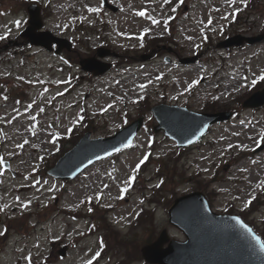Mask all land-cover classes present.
Wrapping results in <instances>:
<instances>
[{
  "label": "rangeland",
  "instance_id": "obj_1",
  "mask_svg": "<svg viewBox=\"0 0 264 264\" xmlns=\"http://www.w3.org/2000/svg\"><path fill=\"white\" fill-rule=\"evenodd\" d=\"M35 1L48 6L44 11V28L68 38L79 34L82 41L78 48L90 52L106 39L118 52L125 48L131 52L126 62L104 75L93 76L80 69L74 56L68 60L66 54L56 55L42 47H33L26 55L0 50V89L5 84L8 89L23 91L27 106L40 87L32 83L34 80L36 83L43 80L44 86H53L45 98L53 102V96L62 87L52 85L51 80L80 79V85L73 93L61 98V103L53 105L36 131L27 123L17 121L13 115L16 102L0 94V218L8 224L20 222L23 227L18 233L19 229L9 230L5 240L0 241V247L4 249L0 250V264H33L48 256V264H86L93 258L100 235L95 232L75 241L74 238L88 226V221L75 219L62 210L91 213V199L109 212V221L118 229L109 224L108 233L119 239L127 233L134 211L144 204L140 196L154 195L152 203L146 202L153 209L140 216L137 225L133 226L132 222L129 228L128 239L135 242L127 243L128 239H124L126 248L110 249L97 263L142 264L140 252L137 254L134 250L148 240L153 241L162 229L167 230L170 238L184 239L183 233L168 222V204L172 196L191 192L212 177L215 168H218L219 179L205 187L212 209L243 214L244 220L264 236V205L257 207L252 202L251 209L246 206L264 182V150L252 152L264 142L260 139L264 133V106L257 110L243 109L230 120L214 125L201 140L178 156L174 142L157 133L154 137L157 143L152 146L155 149L153 155L166 157L162 159L161 173L165 180L161 189L134 188L123 197L119 188L126 180L129 182L136 165L152 144L146 126L137 135L132 148L113 158L94 162L72 180L61 181L47 175L44 169L59 156L60 144L54 139L65 138L79 119L81 110L93 119L92 136L103 137L123 126L126 117H135L141 108L137 101L141 96L152 105L187 103L195 110H200L205 100L215 101L217 106L236 107V100L264 72V40L231 50L219 48L216 44L228 33L252 35L264 30V0H255L251 10H248L250 0H181V6L187 7L178 16L174 40L183 56L198 55V60L189 65H179L176 57L168 52L147 61L132 58L142 52L137 38L143 31L147 29L155 35H166L161 24L153 23V20L158 22L168 16V12L161 8L163 0H112L122 8L112 14H94L89 10L101 7V0ZM140 11L145 15H138ZM235 12L238 21L227 27ZM26 16L25 6L20 10L0 11V36L4 37L0 39V48L8 39L16 38L25 25ZM97 17L108 24L105 31L97 26ZM67 20H81L83 24L96 27L78 33L67 24ZM16 21H21L19 26ZM205 34L210 37L211 44H202ZM24 47L29 46L25 44ZM166 55L172 60L166 61ZM20 59L24 64H20ZM220 64L222 67L218 68ZM88 89L92 92L87 91L78 104L71 105ZM33 112L29 111L27 116ZM144 116L145 120L149 119L148 114ZM70 146L65 144L66 148ZM243 153L245 157L233 163L232 159ZM145 170L143 184L154 175L153 167ZM3 229L4 225L0 224V233ZM64 243L70 246L67 256L61 259L58 248Z\"/></svg>",
  "mask_w": 264,
  "mask_h": 264
},
{
  "label": "water",
  "instance_id": "obj_2",
  "mask_svg": "<svg viewBox=\"0 0 264 264\" xmlns=\"http://www.w3.org/2000/svg\"><path fill=\"white\" fill-rule=\"evenodd\" d=\"M28 10L30 25L22 33L26 36L33 34L34 30L42 25L39 9L31 6ZM43 36L47 37L48 43L58 42L59 39L53 37L49 31H42L35 40L32 37L30 40L37 44L43 43L49 48L48 44L41 40ZM247 39L252 42L260 37ZM240 42L239 37H233L225 44H240ZM66 46L68 47L69 44ZM98 52L101 55L107 53L102 49ZM81 63L84 69H91V66L96 64L93 58L81 60ZM96 69H101L97 70V73L104 72L107 66L101 68L98 65ZM263 103L264 90L254 93L244 105L257 106ZM153 111L159 123L168 121L169 128L177 134L176 137L181 145L197 139L206 130L208 124L227 119L231 115V112L178 113L173 108L166 109L164 105L155 106ZM166 111L172 112L175 117L180 114V125L170 124L173 115H165ZM87 136L88 134L81 138L49 172L62 178H71L84 166L99 158L100 155L96 151L102 152L101 150L105 148H96L93 143L97 140H89ZM123 143L117 140L110 141L107 142V147L112 145L119 147ZM172 209L170 222L181 228L188 239L184 243L171 240L168 247L162 248L161 245L167 240V235L163 231L155 242L142 247V254L148 261L160 264H264V252L259 250L255 241L241 228L237 221L239 217L212 213L207 199L200 193L196 192L178 199ZM65 249L66 247L61 249V254H64Z\"/></svg>",
  "mask_w": 264,
  "mask_h": 264
},
{
  "label": "snow or ice",
  "instance_id": "obj_3",
  "mask_svg": "<svg viewBox=\"0 0 264 264\" xmlns=\"http://www.w3.org/2000/svg\"><path fill=\"white\" fill-rule=\"evenodd\" d=\"M165 2H167V0H165ZM229 2H234V0H229ZM89 10L92 11V12H99L100 9L99 8H90ZM138 15L144 16L145 15V12L144 11H140L138 13ZM20 23H21V21H16V25L17 26H19ZM153 23L155 24V23H157V21L156 20H153ZM209 23H211V21H209ZM145 31H148V30L146 29ZM0 39H4V37L3 36H0ZM259 79L264 80V74H262L259 77ZM255 82L256 81H253V83H255ZM141 87H144V85H141ZM260 139L262 141H264V133L261 134ZM130 144H131V141H129L128 142V145H125V147L129 146ZM229 147H231V145H229ZM116 151H119V149H116ZM146 159H147V157H144V160H146ZM144 160H141L140 161V164L144 163ZM0 163H2V159H0ZM140 164H137L136 167L139 168L140 167ZM132 179H135V177L134 176L133 177H130V180H132ZM260 187L261 188H264V182H261ZM124 191H127V188H125ZM251 199H254V197L250 198V200L248 201V203H251ZM89 211H91V209H89ZM237 221L240 224L241 228H243L249 234V236L251 237V239L254 240L255 243L259 246V250L261 252H264V239H261V237L259 235H256L254 233L253 229L251 227H249L247 224H245L242 220H239V218H237ZM0 234H2V233H0ZM99 255H100L99 252H97L95 254V256H99ZM95 256L93 257V259H95ZM86 264H92V260H88L86 262Z\"/></svg>",
  "mask_w": 264,
  "mask_h": 264
},
{
  "label": "trees",
  "instance_id": "obj_4",
  "mask_svg": "<svg viewBox=\"0 0 264 264\" xmlns=\"http://www.w3.org/2000/svg\"><path fill=\"white\" fill-rule=\"evenodd\" d=\"M155 41H157V39L152 40L151 43H154L155 44L156 43ZM131 242H135V240L134 239H128L127 240V243H131ZM134 252H136L137 254H139V246L136 247V249L134 250Z\"/></svg>",
  "mask_w": 264,
  "mask_h": 264
}]
</instances>
